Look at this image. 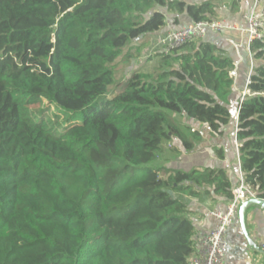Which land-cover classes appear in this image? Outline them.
I'll list each match as a JSON object with an SVG mask.
<instances>
[{"label":"trees","instance_id":"1","mask_svg":"<svg viewBox=\"0 0 264 264\" xmlns=\"http://www.w3.org/2000/svg\"><path fill=\"white\" fill-rule=\"evenodd\" d=\"M221 1L0 0V264H187L195 227L180 196L231 201L234 186L223 169L153 164L165 144L179 155L203 141L177 116L213 137L233 122V61L199 41L126 81L117 62L168 15L216 21ZM250 51L236 134L244 183L264 200V37Z\"/></svg>","mask_w":264,"mask_h":264},{"label":"crops","instance_id":"2","mask_svg":"<svg viewBox=\"0 0 264 264\" xmlns=\"http://www.w3.org/2000/svg\"><path fill=\"white\" fill-rule=\"evenodd\" d=\"M254 1L222 0L221 8L215 20L224 21L234 27L235 30L226 33L211 32L203 40L223 50L233 61L234 69L231 76L234 79V88L230 97V107L235 111L233 122L224 129L221 136L217 137H213L209 129L205 127V130H201L203 137L201 144L190 153L180 147L179 154H192L193 159H196L194 156L200 157V164L195 166L198 167L195 170H203L205 168L225 170L234 188L239 185L241 175L239 142L237 141L236 134L237 108L244 94L248 91L250 76L256 64L249 48L248 36L246 34L248 23L245 20V16L254 6ZM175 18L178 19L177 23L174 21ZM167 20L168 25L163 31L141 38L133 45L134 48H141L139 54H137L136 49H133L130 54L134 58L127 62H122V65L128 66L126 72L129 75H132L134 72L151 74L160 65L159 55L161 53L155 52V45L159 36L167 30L184 28L192 22L187 15L179 17L168 15ZM149 53H151V56H148ZM219 151L222 152L223 158H220ZM171 155L178 156L173 153ZM166 159L170 160L174 159V157H168ZM165 168H168L167 164ZM180 198L185 202L191 212L189 218L195 227L194 245H196L211 231L215 230L217 226L216 221L211 217V213L224 211L229 201L213 193L211 195L204 194L199 199L183 196H180ZM246 226L251 242L256 247L250 245L245 239L239 223V217H237L227 234L229 248L223 264H264V253L260 249L261 243L264 242L263 207L252 206L247 210Z\"/></svg>","mask_w":264,"mask_h":264},{"label":"built area","instance_id":"3","mask_svg":"<svg viewBox=\"0 0 264 264\" xmlns=\"http://www.w3.org/2000/svg\"><path fill=\"white\" fill-rule=\"evenodd\" d=\"M245 20L248 23L246 34L250 48L252 42L262 40L264 37V0L254 1V6L245 16ZM234 30V27L224 21L192 23L184 28L167 30L160 35L155 45V52L167 54L172 49H178L189 42L203 41L211 32L226 33ZM148 56H151V53ZM248 93L247 91L244 97ZM253 198L257 197L246 187L241 172L240 183L234 188L233 199L229 201L226 209L211 213V217L217 225L215 230L195 245L194 253L187 264H223L229 248L228 231L237 219L241 205ZM260 249L264 253V242L261 243Z\"/></svg>","mask_w":264,"mask_h":264},{"label":"rangeland","instance_id":"4","mask_svg":"<svg viewBox=\"0 0 264 264\" xmlns=\"http://www.w3.org/2000/svg\"><path fill=\"white\" fill-rule=\"evenodd\" d=\"M117 63H118L119 69L117 70L118 73H116V81L117 82L126 81L128 76H131L128 74V72H126V69L128 66L122 65V59L119 60ZM46 106H48V105H46ZM37 107H39V105H36L33 108H37ZM231 110H232V107H231ZM53 111L54 110L51 109L50 113H52ZM236 117H237V115H236ZM177 120L179 122H183V124H185V125L193 127L194 129H199L200 131L202 129L205 130L204 126H202L201 124H199L193 120L182 118L181 116H177ZM170 147L171 146L168 144H165L163 146L162 155H161L160 159L156 163L153 164V166L164 168L165 165L167 164L168 169L175 170V171H181L184 173H191V172L195 171L196 168H198L195 166H198L200 164V157L194 156L196 159H193L191 156L192 154L173 156V155H171V148ZM168 157H174V159L167 160L166 158H168Z\"/></svg>","mask_w":264,"mask_h":264},{"label":"water","instance_id":"5","mask_svg":"<svg viewBox=\"0 0 264 264\" xmlns=\"http://www.w3.org/2000/svg\"><path fill=\"white\" fill-rule=\"evenodd\" d=\"M252 206H259V207L264 208V200L259 199V198H253V199L246 201L245 203L241 205L239 212H238V217H239V223H240L245 239L250 245H252L253 247H256V245H253V243L251 242V239H250V236L247 230V226H246L247 210Z\"/></svg>","mask_w":264,"mask_h":264}]
</instances>
